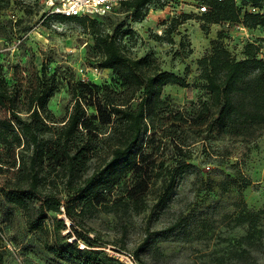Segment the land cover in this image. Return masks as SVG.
I'll use <instances>...</instances> for the list:
<instances>
[{"label":"trees","instance_id":"1","mask_svg":"<svg viewBox=\"0 0 264 264\" xmlns=\"http://www.w3.org/2000/svg\"><path fill=\"white\" fill-rule=\"evenodd\" d=\"M155 1L160 0H128L120 5L141 19L146 6ZM195 1L208 4L209 10L201 13L208 23L264 27V0ZM48 16L97 25L88 16ZM174 30L169 26L168 33ZM94 34L99 66L111 69L115 79L104 86L73 83L72 111L62 124L48 107L61 83L57 73L44 62L40 69L31 62L16 65L10 82L0 65V205L6 202L22 209L29 230H44L46 246L59 260L123 264L100 249V239L89 235L87 219L101 208L145 211L158 181L154 207L162 209L171 200L178 174L190 166L188 147L195 138L206 139L216 131L253 136L264 124V58L258 57L260 48L253 45H248L246 58L237 59L216 44L199 61L206 99L189 111L163 97L168 85L187 87L184 77L152 68L148 56L132 57L113 35ZM171 147L172 162L166 154ZM256 216L250 211L242 223L253 228ZM178 228L180 223L173 230Z\"/></svg>","mask_w":264,"mask_h":264},{"label":"rangeland","instance_id":"2","mask_svg":"<svg viewBox=\"0 0 264 264\" xmlns=\"http://www.w3.org/2000/svg\"><path fill=\"white\" fill-rule=\"evenodd\" d=\"M193 4L192 0L155 1L146 6L141 19L134 10L119 5L94 15L93 28L78 20L48 16L44 0H0V65L10 82L16 65L31 62L39 69L44 62L57 73L61 83L48 107L57 124H62L72 111L73 83L104 86L115 79L111 69L99 66L100 52L94 42L99 31L121 39L132 57L148 56L152 68L184 77L187 87L168 85L163 97L192 111L207 93L199 61L216 44L237 59L246 58L248 45H253L260 48L258 57L264 58V27L208 23ZM169 26L175 27L172 34ZM256 129L253 136L216 131L206 139L195 138L188 147L190 166L178 174L166 207H154L158 181L145 211L101 208L87 219L89 235L100 239L106 254L114 257L118 251H128L146 264H264V124ZM171 148L166 153L170 162L175 160ZM250 211L257 214L253 228L249 222L242 223V216ZM177 223L181 228L173 230ZM46 241L44 230H29L22 209L6 202L0 205V264H69L57 259ZM49 243L53 245L52 238Z\"/></svg>","mask_w":264,"mask_h":264},{"label":"built area","instance_id":"3","mask_svg":"<svg viewBox=\"0 0 264 264\" xmlns=\"http://www.w3.org/2000/svg\"><path fill=\"white\" fill-rule=\"evenodd\" d=\"M128 0H44L48 9V15H62L65 17H93L97 14H106L113 11L122 2ZM222 1V0H218ZM193 5L199 13L209 10L207 3H199L195 0ZM251 11H257L251 8ZM114 258L123 264H141L134 253L128 251H118Z\"/></svg>","mask_w":264,"mask_h":264},{"label":"bare ground","instance_id":"4","mask_svg":"<svg viewBox=\"0 0 264 264\" xmlns=\"http://www.w3.org/2000/svg\"><path fill=\"white\" fill-rule=\"evenodd\" d=\"M67 220H68V222H70L69 219H67Z\"/></svg>","mask_w":264,"mask_h":264}]
</instances>
